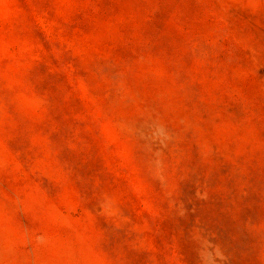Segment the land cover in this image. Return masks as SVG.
<instances>
[{
    "label": "rangeland",
    "instance_id": "rangeland-1",
    "mask_svg": "<svg viewBox=\"0 0 264 264\" xmlns=\"http://www.w3.org/2000/svg\"><path fill=\"white\" fill-rule=\"evenodd\" d=\"M0 264H264V0H0Z\"/></svg>",
    "mask_w": 264,
    "mask_h": 264
}]
</instances>
